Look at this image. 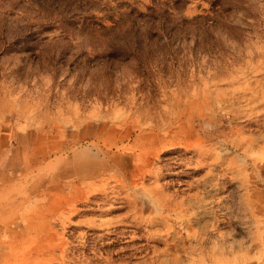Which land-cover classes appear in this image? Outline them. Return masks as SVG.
<instances>
[{
	"label": "rangeland",
	"instance_id": "374dc122",
	"mask_svg": "<svg viewBox=\"0 0 264 264\" xmlns=\"http://www.w3.org/2000/svg\"><path fill=\"white\" fill-rule=\"evenodd\" d=\"M251 199L264 0H0V264H264Z\"/></svg>",
	"mask_w": 264,
	"mask_h": 264
},
{
	"label": "crops",
	"instance_id": "0c3cea01",
	"mask_svg": "<svg viewBox=\"0 0 264 264\" xmlns=\"http://www.w3.org/2000/svg\"><path fill=\"white\" fill-rule=\"evenodd\" d=\"M256 200L251 199V201L249 202L250 206L254 209H256V211H259V214H264V203H261L260 205L255 203ZM214 218V217H213ZM262 219H264V216H262ZM234 230L233 228L230 227H225V229L223 230V234L225 236H227L228 238H230V236H232ZM252 254H254V252H252ZM244 253H236L234 251H231L230 249H219V248H214L209 256V260L212 261L213 264H233L235 263L234 261H236L238 258L240 257H244ZM207 256V257H208Z\"/></svg>",
	"mask_w": 264,
	"mask_h": 264
}]
</instances>
